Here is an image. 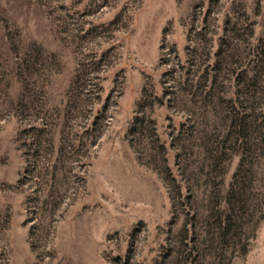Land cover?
Segmentation results:
<instances>
[{
    "label": "rangeland",
    "instance_id": "rangeland-1",
    "mask_svg": "<svg viewBox=\"0 0 264 264\" xmlns=\"http://www.w3.org/2000/svg\"><path fill=\"white\" fill-rule=\"evenodd\" d=\"M0 264H264V0H0Z\"/></svg>",
    "mask_w": 264,
    "mask_h": 264
}]
</instances>
